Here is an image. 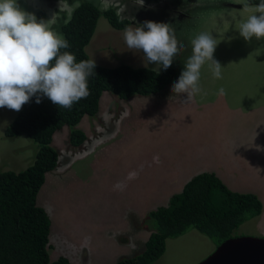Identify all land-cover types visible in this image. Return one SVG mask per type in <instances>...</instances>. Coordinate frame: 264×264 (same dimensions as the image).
<instances>
[{
  "label": "rangeland",
  "instance_id": "1",
  "mask_svg": "<svg viewBox=\"0 0 264 264\" xmlns=\"http://www.w3.org/2000/svg\"><path fill=\"white\" fill-rule=\"evenodd\" d=\"M93 1L103 9L110 4L117 5L116 11L120 16L133 19L138 24L145 21L157 22L158 18H161L159 23L170 24L175 30L177 40L184 46L168 68L176 71L177 79L192 53V39L201 33L213 36L212 31L215 29L219 33L215 35L217 46L213 58L223 68V78L264 79V38L258 40L253 37L250 41H245L239 35L231 36L228 40L220 31L221 26H216L215 29L210 26V23L217 22L216 18L209 20L211 14L225 7L227 0H170L175 5L167 4V9L162 6L165 0H152L149 4L143 0V7L136 0H128L126 4H119L114 0ZM240 1L245 5V0ZM56 2L58 6L43 0L36 3L31 0H17L23 11L34 16L38 11H44L46 24L53 28L61 12L69 13L70 8L77 6V2L70 6L65 1ZM222 14L224 12L221 17L225 20ZM53 31L59 33L56 29ZM121 35L123 36V31L112 29L106 19L100 18L85 48L86 53L101 67L114 68L120 64H129L157 72L158 66L149 64L141 51L129 49ZM222 55L224 59L219 61ZM163 71L165 70L162 68L158 70ZM205 78L214 79L208 64L201 69L200 80ZM177 79L151 96H133L129 100H120L109 94L105 95L100 100L97 115L83 117L79 123V128L83 126L80 129H84L87 137L81 149L84 152L89 151L82 158L72 161L79 150L72 151L67 148V128L64 127L53 135L52 146L59 152L58 169L54 172L58 174L62 168L63 158L71 160L72 163L65 174H60L57 179L53 178L54 181H49L47 185V181L44 182L36 197L37 204L50 218V261L62 257L69 264H116L123 258H132L144 251L151 226L153 228L148 214L167 206L169 199L181 192L184 185L179 184L184 183L158 181L149 176L142 188V182L147 178H141L139 165L135 166L136 171L128 167L125 175L120 172L123 167H119L118 161H126L128 159L125 158L129 156H122V159L117 157L131 151L129 147L124 148L119 143L127 139L130 142L128 146L133 145L132 157L142 158L145 141L156 145L157 142L170 143L174 140V125L170 123L174 119L171 107L187 100L186 93L177 95L172 92V85ZM200 85L204 87L206 83ZM255 89L256 92L240 88L236 92V95L243 97L246 114L257 111L258 106L260 109L264 108V104L256 97L264 86H256ZM203 92L189 103H200L205 95ZM148 113H152L151 117L143 118ZM157 113H163L161 118L157 117ZM17 114V111L0 108V173L25 170L33 164L37 152L36 145L24 135L10 139L4 136L6 128ZM178 116V120L182 121L188 114L179 112ZM195 116L200 120L205 118L203 112L194 114V118ZM261 125H264V115L261 117ZM175 127L178 131V126ZM252 128L253 123L249 120L239 119L237 122L235 129L238 133V144L245 149V168L229 165L222 177L231 179L223 182L230 190L252 193L258 196L262 204L261 214L235 229L232 236L264 239V131H258V136L253 138L250 134ZM98 144L100 146H96ZM114 144L119 147L116 148ZM255 144L260 146L254 148ZM126 176L127 179L130 176L135 178L126 180ZM63 177L66 178L62 179ZM143 199H147V203H136ZM129 203L136 205L135 212ZM216 247L213 241L195 230H190L178 238L167 239L164 254L150 264H198L212 254ZM119 248L121 255L114 254Z\"/></svg>",
  "mask_w": 264,
  "mask_h": 264
},
{
  "label": "trees",
  "instance_id": "2",
  "mask_svg": "<svg viewBox=\"0 0 264 264\" xmlns=\"http://www.w3.org/2000/svg\"><path fill=\"white\" fill-rule=\"evenodd\" d=\"M62 1L69 6L77 2L69 18L61 12L53 25L70 45L61 51L74 53L76 62L91 59L85 48L100 18L106 19L110 27L118 31H123L131 24L140 25L133 19H122L115 8L103 10L93 0ZM245 2L256 5L260 0ZM167 4L175 5L165 0L162 6L167 9ZM35 17L45 21L46 16L41 10ZM160 20L158 18L157 23ZM95 65L94 74L88 78L89 95L86 98L65 109L54 105L47 97H42L37 104L33 96L4 132V136L9 139L26 136L36 145L37 152L33 164L25 170L0 173V264H69L62 257L50 261V220L36 202L45 175L58 166L59 152L52 146L53 135L67 128V148L80 150L87 137L79 128V123L85 116L97 115L104 93L120 100L151 96L177 79V73L172 68L156 72L129 64L114 68L101 67L96 62ZM261 211L262 204L255 195L233 192L213 174L196 175L184 185L180 193L169 199L167 206L148 214L153 228L151 226L144 251L138 256L123 258L116 264H150L164 254L167 239L178 238L190 230H195L218 246L233 238L235 229L259 216Z\"/></svg>",
  "mask_w": 264,
  "mask_h": 264
},
{
  "label": "clouds",
  "instance_id": "3",
  "mask_svg": "<svg viewBox=\"0 0 264 264\" xmlns=\"http://www.w3.org/2000/svg\"><path fill=\"white\" fill-rule=\"evenodd\" d=\"M144 1L149 4L152 0ZM115 2L126 4L128 0ZM136 3L143 7V0H136ZM108 7L118 10L114 4ZM244 7L254 8V12L240 21V36L245 41L264 38V0L256 5L245 3ZM123 39L129 49L141 51L149 64L157 65V72L161 68L168 69L184 47L168 23L145 21L135 27L128 25L123 30ZM191 46L192 53L184 70L172 85L173 93L187 94L185 103L202 93L200 78L205 64L214 79L223 78V68L213 58L216 39L209 33H201L192 39ZM69 47L61 33L53 31L44 20H37L33 14L23 11L17 0H0V108L19 112L35 96L37 104L42 97H47L54 105L70 109L86 98L88 78L94 74L95 61L76 62L74 53L61 51ZM226 94L224 88L218 90V95Z\"/></svg>",
  "mask_w": 264,
  "mask_h": 264
},
{
  "label": "crops",
  "instance_id": "4",
  "mask_svg": "<svg viewBox=\"0 0 264 264\" xmlns=\"http://www.w3.org/2000/svg\"><path fill=\"white\" fill-rule=\"evenodd\" d=\"M31 1L36 3L38 0ZM43 1L58 6V3L56 2L57 0ZM72 3L74 4L76 1ZM37 5L41 4L37 3ZM64 5L67 7L66 4ZM70 10L72 11L71 8ZM71 11L69 13L65 12L67 17H69ZM222 12H224L222 15H224L225 20H222ZM253 12L254 8L246 9L240 0H227L225 7L219 12L211 14L209 20L216 18L217 22L215 24L210 23V26L213 29H215L216 26H221L220 31L229 40V37L231 36L237 37L240 35V21L246 20L249 15L253 14ZM50 28L54 30L53 27ZM218 33V29L212 31L214 39L215 35ZM223 59L224 55H222L219 61H222ZM203 83H206V85H204V87L203 85H200V87L206 95H204V98L200 103H185L187 100H182L180 102L181 104H174L171 107L174 116V119L170 122L174 125V140L172 142H157L155 145L154 143L145 141L146 143L143 144L142 148V158L132 157L133 145L128 146L130 142L127 139L126 141H123V143H119V145L122 144L124 148L129 147L128 149L131 151L120 154L117 157L118 159H122L125 156H129V158H125L128 159L126 161H118L119 167H123V170H120V172L125 175L128 167H131L136 171L135 166L137 167L139 165L142 174L141 178H147L142 182L143 188L144 184L147 183L149 176H152L153 178L155 177L158 181H174V184L179 182L184 183L179 185H185L198 174L210 173L215 175L223 183L231 180L223 179L222 177V175L226 174L229 165L234 167L242 166L245 168V149L243 145L240 146L238 144V133L235 128L239 119H243L244 121L249 120L253 123V128L251 129L250 134L253 138H256V135L258 136V131H264V125H261V117L264 115V112L257 111H264V108L260 109V106H258L257 111H254L251 114H246V106L242 103L243 97L236 95V92H239L240 88L256 92V86H264V79L256 80L250 78L225 77L219 80H214L211 78H205L200 80V84ZM220 88H224L227 94L219 96L218 90ZM105 95H108V93H104L100 100L103 99ZM256 97L261 100L262 104H264V89H261L260 94L256 95ZM211 98H213L212 101L210 100ZM99 105L101 104L99 103ZM248 109H250V107ZM179 112L187 113L188 116L180 121L178 120ZM200 112L204 113L205 118L203 120L198 119L197 116L194 118V114L197 115ZM151 114L152 113H148L143 118L151 117ZM162 114L163 113H157V117L161 118ZM176 125L178 126V131L175 127ZM81 127L83 128V126ZM85 143L86 142H84V144ZM84 144L82 145L83 147ZM119 145L114 144L116 148L119 147ZM96 146H100V144ZM258 146H260V144H255L254 148H257ZM87 154H89V151L84 152L82 148L76 152L72 161H75V158H82ZM130 158L132 160H130ZM72 161L63 158L62 168H60L58 174L55 173L56 171H52L45 175L46 179L44 182L47 181L46 185L49 181L53 180V178L57 179L60 174H65V171L68 170L67 168L71 166ZM56 169H58V166ZM65 178L66 177H63L62 179ZM114 178L116 179V176ZM134 178L130 176L127 179L126 176L125 179L132 180ZM179 187L181 188L182 186ZM227 188L229 189V187ZM231 191L237 193L247 192L243 190L235 191L233 189ZM249 191L253 192L252 190ZM146 195L148 197V194ZM136 203H147V199H143V201ZM129 205L132 206V209L135 212L136 205H132L131 203H129ZM119 215L120 213L118 212L117 216ZM114 254L121 255V248H119Z\"/></svg>",
  "mask_w": 264,
  "mask_h": 264
},
{
  "label": "water",
  "instance_id": "5",
  "mask_svg": "<svg viewBox=\"0 0 264 264\" xmlns=\"http://www.w3.org/2000/svg\"><path fill=\"white\" fill-rule=\"evenodd\" d=\"M198 264H264V239L229 238Z\"/></svg>",
  "mask_w": 264,
  "mask_h": 264
}]
</instances>
